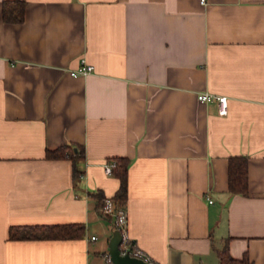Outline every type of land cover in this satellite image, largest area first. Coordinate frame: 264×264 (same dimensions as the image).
<instances>
[{"label":"crops","instance_id":"obj_1","mask_svg":"<svg viewBox=\"0 0 264 264\" xmlns=\"http://www.w3.org/2000/svg\"><path fill=\"white\" fill-rule=\"evenodd\" d=\"M4 1L0 264H108L115 228L96 195H116L115 157L130 159L128 241L150 262L219 264L228 244L264 264V0H23L19 24ZM82 59L93 72L73 76ZM67 145L85 158H46ZM235 156L248 195L229 192ZM68 224L84 234L10 236Z\"/></svg>","mask_w":264,"mask_h":264},{"label":"trees","instance_id":"obj_2","mask_svg":"<svg viewBox=\"0 0 264 264\" xmlns=\"http://www.w3.org/2000/svg\"><path fill=\"white\" fill-rule=\"evenodd\" d=\"M27 3L23 0H6L3 3V19L7 23L19 24L25 21ZM47 159H64L68 158L76 162L85 158V151L81 147L71 145L61 146L54 150L46 152ZM114 162L113 175L120 181V187L116 195L111 198L114 201L117 210L124 209L128 199V171L130 159L127 157H115L111 160ZM77 176L80 174L75 169ZM229 192L232 194L248 195L249 193V160L246 156L231 157L229 162ZM97 208L100 211L106 198L99 192ZM85 227L82 224L68 225H43V226H26L13 227L10 236L13 240L25 239H75L84 234ZM128 251L134 255L137 247L134 242L128 241ZM219 264H253L248 255L243 258H235L229 251L228 244L219 251Z\"/></svg>","mask_w":264,"mask_h":264},{"label":"built area","instance_id":"obj_3","mask_svg":"<svg viewBox=\"0 0 264 264\" xmlns=\"http://www.w3.org/2000/svg\"><path fill=\"white\" fill-rule=\"evenodd\" d=\"M93 70H94V66L91 64H88L85 59H82L81 60V67L78 70L72 71L71 74L73 76L88 75L91 72H93ZM198 99L200 101H203V102L216 101L218 103V106H219L220 115H223V116L227 115V113H228V98L226 96L214 95L211 93L204 92V93L198 94ZM113 166H114V162H109L105 165L106 172L108 174H113ZM210 202H213V201L211 200ZM101 211L106 217H108L112 220V222H113L112 225L114 226L115 230H120L122 232V234H123V244L122 245H125V248L123 249V251L124 252L128 251V245H127L128 237L126 234V226L128 224V219H127L125 209L117 210L115 207L113 199L106 198L104 205L101 208ZM92 239H96V237L93 236ZM133 256L144 258L150 264H154V263L150 262L148 258L144 257L138 249L135 251V254ZM107 263L108 264H114L112 262L109 254L107 255Z\"/></svg>","mask_w":264,"mask_h":264},{"label":"water","instance_id":"obj_4","mask_svg":"<svg viewBox=\"0 0 264 264\" xmlns=\"http://www.w3.org/2000/svg\"><path fill=\"white\" fill-rule=\"evenodd\" d=\"M123 244V234L120 230H115L110 240L109 255L114 264H150L144 258L133 256L130 252L121 249Z\"/></svg>","mask_w":264,"mask_h":264},{"label":"rangeland","instance_id":"obj_5","mask_svg":"<svg viewBox=\"0 0 264 264\" xmlns=\"http://www.w3.org/2000/svg\"><path fill=\"white\" fill-rule=\"evenodd\" d=\"M105 221H106L107 225H112L113 224L112 220H109L107 218L105 219Z\"/></svg>","mask_w":264,"mask_h":264}]
</instances>
